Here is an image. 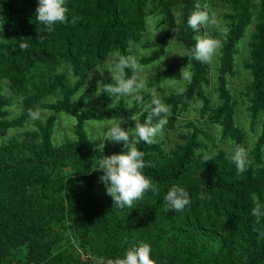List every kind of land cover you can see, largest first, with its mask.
<instances>
[{
    "label": "trees",
    "instance_id": "obj_1",
    "mask_svg": "<svg viewBox=\"0 0 264 264\" xmlns=\"http://www.w3.org/2000/svg\"><path fill=\"white\" fill-rule=\"evenodd\" d=\"M196 4L210 13L222 7L221 25L229 32L192 30L187 20ZM37 6L38 0H0V132L31 128L0 144V264H113L141 243L150 245L156 264H264V217L257 222L251 214L253 196L264 204V0H66L69 21H77L56 25L53 33L37 22ZM151 14L166 29L139 64L161 59L173 37L184 52L148 85L180 79L183 67L191 82L185 81L183 94L161 97L171 114L156 143L137 144L151 165L143 174L158 185V194L148 192L134 208L120 209L95 168L123 145L105 141L100 131L92 136L89 127L114 121L126 131L134 128L131 116L146 120L147 97L143 104L115 101L103 93L111 78L92 74L111 53L131 55L130 44L141 41ZM196 36L221 40L214 72L193 58ZM246 37L247 55L238 66ZM20 43L28 49L21 51ZM240 71L244 82L234 89ZM237 96L251 130L260 123L248 151L251 164L239 175L229 154L210 149L203 127H218L220 142L233 149L245 146ZM30 109L45 115L33 119ZM193 110L200 119L180 120ZM61 114L74 120L73 138L57 144ZM173 185L189 193L191 203L182 212L165 210ZM201 192L211 199L200 200Z\"/></svg>",
    "mask_w": 264,
    "mask_h": 264
},
{
    "label": "clouds",
    "instance_id": "obj_2",
    "mask_svg": "<svg viewBox=\"0 0 264 264\" xmlns=\"http://www.w3.org/2000/svg\"><path fill=\"white\" fill-rule=\"evenodd\" d=\"M206 8V6H205ZM69 9L66 6V0H38V6L35 10V17L38 23L45 26L46 33H53L55 26L58 24H75L76 17H72L69 21ZM188 26L199 31L200 28L214 26L219 29L222 34H227L229 28L221 25L215 17V13L201 8L200 4L195 5V10L190 14L187 20ZM196 43L193 49V58L202 63H210L213 58L218 55L222 48L221 40L208 36H196ZM27 43H20L21 51L27 50ZM110 72L112 83L104 86L103 93L109 97H114L115 101L119 99H132L137 103L143 104L144 96L141 94L146 86V78L138 74V61L133 55H122L120 52L112 53L110 61ZM131 69L132 75L129 77L126 70ZM94 74V73H93ZM92 74V76H93ZM191 82V73L183 67L180 70V79H170L174 84L178 80ZM185 88H179L178 94H183ZM148 112L146 120L141 123L139 117L133 115L130 117L135 122V127L124 130L120 123H113L105 133L106 141L114 144H122L123 151L120 154H112L111 156H103L95 168L96 171L103 174L99 177V181L103 183L106 194L109 195L120 209L134 208V203L138 205L145 194L148 192L158 194L159 187L152 180L143 174L146 164L145 153L138 150L137 144L141 141L148 145L156 143V137L162 132L164 126L168 122V116L171 114V105L165 104L155 92L150 98V102L145 106ZM31 118L39 117V111L33 112L29 110ZM154 118L156 123H153ZM205 162L209 161L205 157ZM230 160L235 165L237 174H243L247 171L251 164L248 151L242 145H236L230 154ZM200 200L211 199L205 193L201 192L198 197ZM165 210L182 212L191 201L188 191L179 185H173L164 196ZM254 207L251 214L257 218V222L264 217V204L258 197L253 196ZM264 236V232L260 233ZM113 264H156L151 258V247L146 243L132 246L126 250L123 258H117Z\"/></svg>",
    "mask_w": 264,
    "mask_h": 264
},
{
    "label": "rangeland",
    "instance_id": "obj_3",
    "mask_svg": "<svg viewBox=\"0 0 264 264\" xmlns=\"http://www.w3.org/2000/svg\"><path fill=\"white\" fill-rule=\"evenodd\" d=\"M212 13H215L216 20L222 24V19L220 18L221 14L223 13V8L222 7H217ZM176 16H178V13H176ZM161 23V17L158 16L157 14H151L148 15L145 19V32L142 35L141 41L139 43H132L130 44V54L133 55L137 61H138V74L146 78V86L143 92L141 93L142 95H145L147 97V102H150V98L155 92L158 94L159 98L161 99L162 96L168 95L173 92H178L179 88H182V86L185 83V80H178V83H173L171 80H167L165 82L155 84V85H148L149 80L153 77L154 74L158 73L159 71L164 70L167 65L170 63L173 57L178 56L184 52V48L182 44L179 42L178 38H172L170 40L169 46L164 54V56L159 59L158 61L149 64V65H140L139 64V59L143 56H146L150 54L152 48H150V44L155 41L157 38L162 36L163 32L166 29L165 24H160ZM214 26H209V29L212 30ZM252 28L250 30L248 29L247 35L251 32ZM248 41L247 37L243 41L242 45V50L240 51L239 57L237 59L238 66L242 63V59L246 57L247 55V47H246V42ZM112 59V53L108 55L107 60L105 61L104 65L95 70L93 76L97 77L98 80L109 77L111 78V72H110V61ZM217 61H218V55H216L212 62H210V68L211 71L214 72L216 66H217ZM66 76L73 81L72 75L70 71H65ZM212 74V73H211ZM173 79V78H172ZM175 79V78H174ZM248 79V78H247ZM244 82L243 74L242 71L237 74L236 79L233 80V86L234 89H238V87ZM213 91V90H212ZM99 94V91L94 94L93 96V101L96 102L97 95ZM216 98V95H214L213 99ZM217 99V98H216ZM237 100L239 101L238 105V112L236 114V120L238 121V124L240 128L244 132V138L246 139L245 142V149L249 151L250 148H252V145L254 143V138L256 134L259 132V127L260 123L256 122V124L253 126L254 130H251L252 127H250L249 119H248V113L245 110V104H242V98L237 96ZM132 99L128 98L127 103H130ZM93 102V103H94ZM13 114L17 113V110H12ZM44 114L43 112H39V115ZM45 115V114H44ZM248 115V116H247ZM189 118H195V119H200L198 116V111L193 110L190 111L182 117L180 120H185ZM113 123L116 122H105L103 124H92L90 125V130L92 132V136H95L96 134L103 133L104 139L106 141V136L105 133L109 127L112 126ZM74 120L70 118L69 116L66 115H59L56 128H55V135L53 140L58 144L64 140L67 139H72V128H73ZM134 125L132 124L133 127ZM204 129L209 133V136L212 140V143L209 144V147L212 151H217V150H224L227 154H231L233 147L229 142H220L219 136H220V130L218 127L209 125V124H204L203 125ZM28 130H31L30 124L24 127L21 131H14L17 134H21V132H27ZM12 131H2L0 132V144L6 142L8 138L14 133ZM168 138L170 137L171 139V133L168 132L167 134ZM98 263V262H96Z\"/></svg>",
    "mask_w": 264,
    "mask_h": 264
},
{
    "label": "built area",
    "instance_id": "obj_4",
    "mask_svg": "<svg viewBox=\"0 0 264 264\" xmlns=\"http://www.w3.org/2000/svg\"><path fill=\"white\" fill-rule=\"evenodd\" d=\"M100 263V262H99Z\"/></svg>",
    "mask_w": 264,
    "mask_h": 264
}]
</instances>
